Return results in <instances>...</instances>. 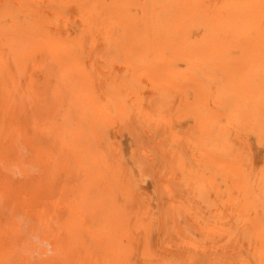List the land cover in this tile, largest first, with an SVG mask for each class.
<instances>
[{
    "label": "rangeland",
    "instance_id": "1",
    "mask_svg": "<svg viewBox=\"0 0 264 264\" xmlns=\"http://www.w3.org/2000/svg\"><path fill=\"white\" fill-rule=\"evenodd\" d=\"M202 4L0 0V264H264L247 207L264 168L249 197L237 176L245 144L263 166L264 94L240 89ZM45 182L46 224L47 196L17 198Z\"/></svg>",
    "mask_w": 264,
    "mask_h": 264
},
{
    "label": "bare ground",
    "instance_id": "2",
    "mask_svg": "<svg viewBox=\"0 0 264 264\" xmlns=\"http://www.w3.org/2000/svg\"><path fill=\"white\" fill-rule=\"evenodd\" d=\"M195 2V0H191ZM4 5H8L7 12L14 13L16 11L14 6L5 3V1H1ZM203 4L199 7V10L196 12L200 16L206 15V17L210 18L213 21V29L219 34L221 38V47L222 54L227 59V63L225 66H228L231 69L232 76L236 77L235 81L238 86L240 85V89L244 90V93L248 97H256L258 95L263 96L264 93L259 92V85L262 83L258 81V78L253 77V73H264V0H202ZM193 4V3H192ZM18 3H15V6H18ZM195 9V8H194ZM258 68H262L257 70ZM253 74V75H252ZM32 77L27 78V81L30 83L31 87L26 86L31 92L37 96L38 90L36 86V81L33 80ZM14 79V78H13ZM30 79V81H29ZM33 82V83H32ZM258 82L260 84H258ZM26 85V82H25ZM34 85L36 87H34ZM13 106H9L8 112L14 116L15 121H18L17 116L15 115V111L12 108ZM264 120V116H263ZM26 139L29 141L32 140V132H30V128L26 127ZM27 132H30L28 134ZM12 137L16 139L15 131H12ZM239 141V139H237ZM8 144H14V139L9 137L7 138ZM260 148L264 149V142L262 141L259 144ZM35 153L38 157L42 159V162L49 166L53 161L54 157H52L53 147L47 148L48 156L45 155L44 150L37 149L35 147ZM245 152L241 157V162L238 164L239 174L237 175L241 181V191L244 192L245 196L247 192H249V187L252 184L256 183L257 180H260L262 175V167L261 165L255 171L252 168L254 163V152L253 147L249 144H245ZM38 161L33 159L31 163L36 164ZM67 170V166L65 167ZM17 186V198L23 197L28 203L33 201V196H36L38 199L40 197L47 196L43 199V203L45 204V209L43 208L41 221L46 224L45 220L48 207L55 210V208L60 209L56 203L51 200L52 192L54 187L48 186L45 182L44 188L41 186ZM260 195L257 197H249L252 198L251 202L247 205L251 214L259 219L260 227H264V188L261 190ZM262 197V198H261ZM21 209L24 208L25 205L19 203ZM77 212L74 211V214ZM71 216L67 217L66 221L70 227L71 234L74 238H77L79 234V230L76 226V221L73 218L72 210L70 211ZM77 215V214H76ZM197 226V224H195ZM78 233V234H77ZM264 240V232L263 238ZM55 246V250L57 249V242L51 241ZM109 253L108 251H105ZM111 252V251H110ZM101 257L106 260L105 264H111V260L106 256L101 254ZM260 258V257H259ZM258 258V259H259ZM113 259H116V256L113 255ZM261 259L264 260V247L263 254L261 255ZM188 264H218L217 262L207 261L202 259L200 261L191 262Z\"/></svg>",
    "mask_w": 264,
    "mask_h": 264
}]
</instances>
